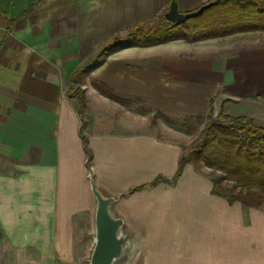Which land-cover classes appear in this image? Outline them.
<instances>
[{
    "label": "crops",
    "instance_id": "obj_1",
    "mask_svg": "<svg viewBox=\"0 0 264 264\" xmlns=\"http://www.w3.org/2000/svg\"><path fill=\"white\" fill-rule=\"evenodd\" d=\"M210 1L176 0L180 12ZM169 3L0 0V230L18 255L11 264L70 258L76 220L95 209L91 171L96 187L117 198L112 209L123 233L140 237L144 264H264V208L212 194L210 179L191 163L174 182L135 189L170 179L183 151L138 126L129 102L83 85L90 160L79 136L78 103L67 88L82 64V45L98 49L163 15ZM90 78L158 115L204 118L211 111L264 128V44H125L89 69ZM182 234L191 246L164 255L151 239Z\"/></svg>",
    "mask_w": 264,
    "mask_h": 264
},
{
    "label": "trees",
    "instance_id": "obj_2",
    "mask_svg": "<svg viewBox=\"0 0 264 264\" xmlns=\"http://www.w3.org/2000/svg\"><path fill=\"white\" fill-rule=\"evenodd\" d=\"M210 2L212 4L199 16L183 23H171L162 17H157L146 29L140 23L133 24L134 30L128 33L125 40H121L119 35L113 36L100 48L91 63L81 65L72 72L69 77L67 96L74 97L78 103L77 112L81 119L79 136L88 160L91 159V154L87 149V138L84 135L85 96L80 85L87 71L103 62L105 57L116 51L120 44L148 46L174 38H186L176 34L177 30L194 34L193 38H197L200 32L203 35L207 34V37H218L237 28L249 31L253 30L256 24L264 25V0H212ZM92 84L98 92L112 100L131 103L116 97L112 89L102 82L93 80ZM160 116L166 121L177 119ZM208 116L211 117V111ZM185 118L190 117H181V119ZM199 135L200 139L191 152L180 157L177 170L170 179L158 176L152 182L135 189L151 187L159 182H174L182 173L184 166L191 163L192 159L201 160L204 166L221 172L220 176L210 178L212 194L225 198L229 203L239 202L244 208H260V205L264 204V128L257 127L249 119L230 117L220 113L204 124ZM225 181L233 185L228 189L222 185ZM225 191L230 194H226Z\"/></svg>",
    "mask_w": 264,
    "mask_h": 264
},
{
    "label": "rangeland",
    "instance_id": "obj_3",
    "mask_svg": "<svg viewBox=\"0 0 264 264\" xmlns=\"http://www.w3.org/2000/svg\"><path fill=\"white\" fill-rule=\"evenodd\" d=\"M158 17L164 18L163 15H160ZM155 19L156 18L151 19L149 21H145L140 24L146 29L152 24ZM256 25L257 26L253 30L246 31L237 28L234 31H230L227 34L218 37H207V34L203 35L200 32V34H197V38H193L194 34L191 35L184 30H177L176 34L180 36H185L186 38L183 39L187 41H206L214 39L217 41H223L224 43L230 42L234 46L264 44V25ZM133 30L134 28L131 25L130 27H128V29L119 34L120 39L125 40L128 33ZM107 43L108 41L104 44ZM104 44H101L100 47L95 50L92 49L91 45H82L81 65H87L91 63L97 52ZM120 46H122V44H120L118 48ZM93 80V78L86 80L84 77L80 85L81 90L83 85L91 84L93 86ZM130 109L132 112L134 110L136 111V115L138 118V126L143 125L145 131L156 133L159 137L163 139L178 142L182 146L183 156L191 152L193 147L197 144L200 139V131L202 130L204 124L212 117H190L188 119H181L180 117L177 119H172L171 121H166L157 113L148 110L144 106V104L139 101L131 102ZM191 164L198 173L208 177L209 179L212 177L216 178L221 175V172L213 168L204 166L201 160L194 161V159H192ZM222 185L229 189L233 184L229 181H225ZM237 191L238 188L236 189V192ZM225 193L230 194V192L228 191H225ZM260 208H264V204L260 205ZM93 216L94 210L88 213V215H80V217L76 220V228L74 234V249L72 251V255L70 256V258L64 261L56 260V264H90L89 259L94 241ZM133 238L135 241L132 251L122 260L115 262V264H144V261L142 260V252H137L138 248L142 246L139 244L140 237ZM151 239L155 246L162 248V255L167 252H175L176 249L187 246L188 243V241L186 240L187 237L184 234L180 236H154L151 237ZM151 239L147 238V240ZM188 244V246H191L190 243ZM163 249L166 251H163ZM17 256L18 255L8 245L6 238L0 230V264H11L12 260L17 258Z\"/></svg>",
    "mask_w": 264,
    "mask_h": 264
},
{
    "label": "water",
    "instance_id": "obj_4",
    "mask_svg": "<svg viewBox=\"0 0 264 264\" xmlns=\"http://www.w3.org/2000/svg\"><path fill=\"white\" fill-rule=\"evenodd\" d=\"M211 4L212 2H208L193 11L180 12L176 0H170L168 10L163 14V17L171 23H183L190 18L199 16ZM89 181L91 192L95 198L94 241L89 261L90 264H115L132 251L135 240L123 233V220L112 209V203L116 202L117 198L103 194L96 187L92 171L89 174Z\"/></svg>",
    "mask_w": 264,
    "mask_h": 264
}]
</instances>
